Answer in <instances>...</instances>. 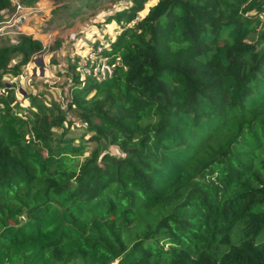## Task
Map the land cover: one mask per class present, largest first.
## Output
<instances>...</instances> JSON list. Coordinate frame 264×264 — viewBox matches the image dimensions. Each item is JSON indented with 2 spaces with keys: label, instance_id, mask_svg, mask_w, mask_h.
I'll use <instances>...</instances> for the list:
<instances>
[{
  "label": "trees",
  "instance_id": "16d2710c",
  "mask_svg": "<svg viewBox=\"0 0 264 264\" xmlns=\"http://www.w3.org/2000/svg\"><path fill=\"white\" fill-rule=\"evenodd\" d=\"M149 1L63 102L4 80L41 40L0 45V264H264V0Z\"/></svg>",
  "mask_w": 264,
  "mask_h": 264
},
{
  "label": "rangeland",
  "instance_id": "374dc122",
  "mask_svg": "<svg viewBox=\"0 0 264 264\" xmlns=\"http://www.w3.org/2000/svg\"><path fill=\"white\" fill-rule=\"evenodd\" d=\"M12 1L11 7L0 11V45L16 43L21 35L43 43L42 50L23 67L20 76L4 77L5 81L16 83L17 97L27 106L30 94L64 101L70 59L78 55L85 62L91 54L90 44L96 39L105 41L104 35L117 34L116 23H106L105 19L128 0H39L34 5ZM152 2L146 4L147 8ZM76 125L79 127L80 122ZM72 131L78 134L79 128ZM111 151L116 152L115 147Z\"/></svg>",
  "mask_w": 264,
  "mask_h": 264
},
{
  "label": "built area",
  "instance_id": "2783aa9c",
  "mask_svg": "<svg viewBox=\"0 0 264 264\" xmlns=\"http://www.w3.org/2000/svg\"><path fill=\"white\" fill-rule=\"evenodd\" d=\"M90 58L95 60L96 57L93 53H91ZM83 74H91L98 78H106L107 76H111L113 73V65L109 64L106 60L97 61L95 64L91 66L84 67L82 69ZM5 92V88L0 86V95Z\"/></svg>",
  "mask_w": 264,
  "mask_h": 264
}]
</instances>
